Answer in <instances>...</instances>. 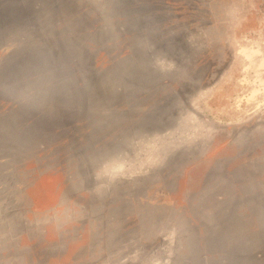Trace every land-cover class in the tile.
<instances>
[{"label": "rangeland", "instance_id": "1", "mask_svg": "<svg viewBox=\"0 0 264 264\" xmlns=\"http://www.w3.org/2000/svg\"><path fill=\"white\" fill-rule=\"evenodd\" d=\"M0 264H264V0H0Z\"/></svg>", "mask_w": 264, "mask_h": 264}]
</instances>
